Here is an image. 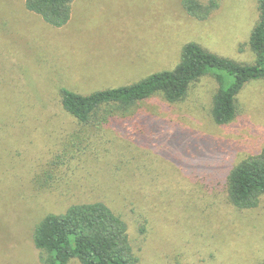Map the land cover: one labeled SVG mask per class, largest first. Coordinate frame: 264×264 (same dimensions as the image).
<instances>
[{"label": "rangeland", "instance_id": "rangeland-1", "mask_svg": "<svg viewBox=\"0 0 264 264\" xmlns=\"http://www.w3.org/2000/svg\"><path fill=\"white\" fill-rule=\"evenodd\" d=\"M258 19V0L220 1L206 21L181 0H74L53 28L23 0H0V264H42L34 227L93 202L126 222L137 264H264V196L242 210L226 187L264 146V80L244 87L224 126L211 117L212 75L180 102L109 107V121L86 126L60 105L62 88L88 95L172 70L188 43L252 64ZM138 118L148 131L134 136Z\"/></svg>", "mask_w": 264, "mask_h": 264}, {"label": "trees", "instance_id": "trees-1", "mask_svg": "<svg viewBox=\"0 0 264 264\" xmlns=\"http://www.w3.org/2000/svg\"><path fill=\"white\" fill-rule=\"evenodd\" d=\"M74 0H23L28 12L39 16L47 25L62 28L71 17ZM223 0H181L183 11L197 21H206ZM259 19L249 38L255 56L252 64H240L210 53L195 43L186 44L179 63L172 69L153 73L140 81L81 95L65 88L60 90V105L78 124L89 125L99 119L101 111L118 107L122 112L160 96L174 104L184 100L189 86L212 75L218 85L213 98L211 117L216 125L232 122L238 113L237 96L252 82L264 80V0H258ZM135 120V119H134ZM141 120V121H140ZM138 118L130 131L134 136L148 131ZM142 123L145 124L143 121ZM143 124V125H144ZM131 124V126L133 127ZM227 195L238 209H255L264 196V146L243 159L229 171ZM32 242L40 252L42 264H137L129 240L126 222L102 202L70 206L62 214H48L33 229Z\"/></svg>", "mask_w": 264, "mask_h": 264}]
</instances>
